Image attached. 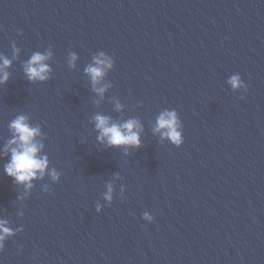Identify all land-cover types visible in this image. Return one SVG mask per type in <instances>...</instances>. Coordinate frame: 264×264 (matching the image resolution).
<instances>
[{"label": "water", "instance_id": "water-1", "mask_svg": "<svg viewBox=\"0 0 264 264\" xmlns=\"http://www.w3.org/2000/svg\"><path fill=\"white\" fill-rule=\"evenodd\" d=\"M0 57V264H264V0H0ZM21 115L48 162L31 188L4 172ZM97 115L141 146L98 140Z\"/></svg>", "mask_w": 264, "mask_h": 264}, {"label": "clouds", "instance_id": "clouds-1", "mask_svg": "<svg viewBox=\"0 0 264 264\" xmlns=\"http://www.w3.org/2000/svg\"><path fill=\"white\" fill-rule=\"evenodd\" d=\"M51 53L40 54L35 53L31 56L30 60L25 65L24 71L30 82L39 80L45 81L49 79L48 73L50 71L49 66L45 63ZM75 54L72 55V61H75ZM2 64H0V85L6 84L9 78V74L5 69L10 65V60L0 57ZM95 64L98 66L111 67L112 61L101 53L99 57L95 58ZM89 65L85 71L91 76L93 83H96L98 79L103 75L102 67ZM229 83L234 89L242 86V81L239 75H234L230 78ZM102 92L103 89H97ZM96 129L99 130L98 140L101 142L106 141L108 146L119 148L121 146H129L139 148L141 141L139 139L138 131L141 127L139 122L135 119H130L123 124H115L110 122V118L106 116L97 115L95 117ZM157 131L166 129L163 133L164 136L170 138V140L180 146L182 144L181 134L178 131L179 121L175 112H164L158 117ZM10 129L13 131V139L5 146L4 152L11 153V159L4 165L5 174L10 177L15 183L23 184L27 188H31V181L37 178L38 175L42 176L47 168V157H40L38 153L42 148L35 142V137L39 135V129L31 127L27 122V117L21 115L18 116L10 124ZM56 178L55 172L52 173ZM111 189H109L108 199ZM99 207L97 212H99ZM144 219L150 223L154 221V217L145 214ZM0 250L3 249V241L8 235H11L10 229L6 226V221H0Z\"/></svg>", "mask_w": 264, "mask_h": 264}]
</instances>
